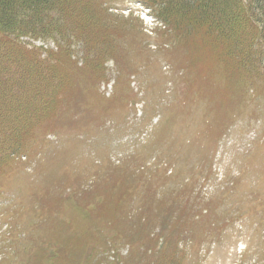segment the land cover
Instances as JSON below:
<instances>
[{
    "label": "rangeland",
    "instance_id": "374dc122",
    "mask_svg": "<svg viewBox=\"0 0 264 264\" xmlns=\"http://www.w3.org/2000/svg\"><path fill=\"white\" fill-rule=\"evenodd\" d=\"M91 7L49 59L69 84L39 125L21 114L36 143L0 168V264H264V40L247 27L227 52L144 0ZM35 77L6 104L34 106Z\"/></svg>",
    "mask_w": 264,
    "mask_h": 264
},
{
    "label": "trees",
    "instance_id": "16d2710c",
    "mask_svg": "<svg viewBox=\"0 0 264 264\" xmlns=\"http://www.w3.org/2000/svg\"><path fill=\"white\" fill-rule=\"evenodd\" d=\"M144 2L167 26L181 24L186 30L213 33L214 41L224 43L227 52L229 39L237 34H244L247 27L250 30V40H264V0ZM89 3L91 0H0V168L22 163V157L26 156L29 148L37 141L34 129L37 128L35 124L39 125L41 120L36 112L38 106L42 100L51 104L60 87L69 84L68 79L62 80L59 68L51 64L49 59L59 62L69 59L72 41H62L71 35L76 36L92 29V20L96 21L101 13L99 7L96 10L91 7L92 12H89ZM218 16L222 17V23ZM259 23L263 28L259 29ZM24 36L33 40H52L56 49L47 58L34 59V50L27 49L20 40ZM61 56L64 57L61 59ZM255 68L256 66L253 69ZM29 74L36 75L31 92L38 93L37 103L34 106L6 104V101L17 97ZM9 108H14L15 114H11L7 110ZM30 109L35 110L34 116L38 117V122L30 124L29 130L24 128L21 114ZM48 259L52 264L57 263L54 258Z\"/></svg>",
    "mask_w": 264,
    "mask_h": 264
}]
</instances>
